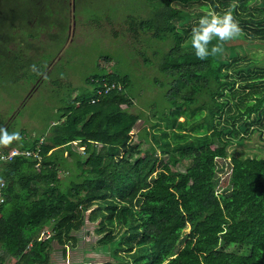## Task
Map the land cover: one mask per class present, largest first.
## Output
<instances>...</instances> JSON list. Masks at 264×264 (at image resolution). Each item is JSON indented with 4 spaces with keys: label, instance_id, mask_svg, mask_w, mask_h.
Masks as SVG:
<instances>
[{
    "label": "trees",
    "instance_id": "1",
    "mask_svg": "<svg viewBox=\"0 0 264 264\" xmlns=\"http://www.w3.org/2000/svg\"><path fill=\"white\" fill-rule=\"evenodd\" d=\"M31 4L0 0L3 58L9 53V28L23 6ZM148 4L152 17L129 18L127 29L133 40L140 30L150 33L154 26L163 32L154 34L155 39L168 38L160 70L168 78L164 92L169 112L159 110L151 129L136 136L146 143L142 148L132 138L141 115L131 111V83L126 75L106 72L86 80L46 133L0 145V150L35 149L43 139L39 168L22 155L0 164V181L5 183L0 263L50 264L53 241L74 244L73 231L100 215L98 228L104 235L99 242L117 258L105 264H264V158L230 157L222 188L217 165L227 158L229 137L239 135L236 120L264 110V87L262 94L251 89L257 96L243 111L225 118L230 111L227 91L237 82L230 71V57L238 62L234 48L224 45L227 56L199 60L193 49L183 47L209 8L230 10L241 35L264 42V0ZM233 69L246 73L247 87L264 86V64L254 60ZM103 80L121 87L96 95ZM3 126L1 122L5 130ZM241 128L246 130L245 124ZM179 164L183 170H175ZM47 229L50 234L41 238Z\"/></svg>",
    "mask_w": 264,
    "mask_h": 264
},
{
    "label": "rangeland",
    "instance_id": "2",
    "mask_svg": "<svg viewBox=\"0 0 264 264\" xmlns=\"http://www.w3.org/2000/svg\"><path fill=\"white\" fill-rule=\"evenodd\" d=\"M150 1L40 0L35 4L33 0L31 6H23L19 19L9 28L8 56L3 58L0 54V123H4L9 135L14 132L20 135V139L9 145L18 144L22 137L32 139L46 133L58 119L59 110L67 102H73L89 77L114 72L126 75L131 83L130 90L134 93L131 111L141 115L132 138L142 148L146 147L136 136L143 129H151V124L158 120L159 110L169 112L164 92L168 78L160 70L161 55L169 41L167 37H153L163 33L155 26L148 29L150 33L140 30L133 40L126 21L132 17L150 19ZM212 43L217 41L214 39ZM228 45L234 48L238 65L254 60L264 64V42L240 35L225 44ZM183 47L192 49L190 35ZM227 47L222 52L224 57L228 54ZM230 59L231 65H237ZM234 66L230 71L237 82L232 91H227L230 111L225 118L243 111L244 104L257 96L251 89L262 94L264 87L263 84L260 90L256 86L247 87L246 73L242 70L235 73ZM263 120L264 110L260 116L253 114L249 119L242 116L236 120L234 126L239 135L229 137L227 158L217 161L222 171L220 188L221 181L228 179L230 157L264 158ZM241 124H245L246 130H242ZM183 169L184 164L175 167V170ZM64 175L59 172V176ZM212 199L217 201V196ZM101 218L98 215L95 221L87 220L79 231H73L77 239L74 244L61 246L53 241L50 264L116 263L109 246L99 242L104 235L98 228Z\"/></svg>",
    "mask_w": 264,
    "mask_h": 264
},
{
    "label": "clouds",
    "instance_id": "3",
    "mask_svg": "<svg viewBox=\"0 0 264 264\" xmlns=\"http://www.w3.org/2000/svg\"><path fill=\"white\" fill-rule=\"evenodd\" d=\"M241 33L242 29L230 10L216 12L209 8L192 28L190 43L195 56L199 60H206L210 56L222 54L224 45L238 38ZM214 39L217 41L215 44L212 43ZM0 133V145L3 146L9 145L14 139H20L19 132L9 135L6 130L0 129Z\"/></svg>",
    "mask_w": 264,
    "mask_h": 264
},
{
    "label": "built area",
    "instance_id": "4",
    "mask_svg": "<svg viewBox=\"0 0 264 264\" xmlns=\"http://www.w3.org/2000/svg\"><path fill=\"white\" fill-rule=\"evenodd\" d=\"M98 82V81H96ZM100 88H97L96 95H100L102 93H106L107 91L118 88L120 89V85H117L115 82L108 83L105 80L102 81V84H100ZM92 102L94 101L91 100ZM42 138L39 139V142L35 149H19V148H8L5 150H0V164L11 161L15 156H25L29 158H33L35 160V167L39 168L41 164L42 155L40 153V144L42 143ZM5 183L3 180L0 181V205L4 202V195H3V189H4ZM50 234V231L47 229L44 232L41 233V238H44ZM2 264V263H0Z\"/></svg>",
    "mask_w": 264,
    "mask_h": 264
},
{
    "label": "flooded vegetation",
    "instance_id": "5",
    "mask_svg": "<svg viewBox=\"0 0 264 264\" xmlns=\"http://www.w3.org/2000/svg\"><path fill=\"white\" fill-rule=\"evenodd\" d=\"M32 2H33V0H32ZM34 3L36 4V3H40V0H34Z\"/></svg>",
    "mask_w": 264,
    "mask_h": 264
},
{
    "label": "bare ground",
    "instance_id": "6",
    "mask_svg": "<svg viewBox=\"0 0 264 264\" xmlns=\"http://www.w3.org/2000/svg\"><path fill=\"white\" fill-rule=\"evenodd\" d=\"M81 148H83V147H81Z\"/></svg>",
    "mask_w": 264,
    "mask_h": 264
},
{
    "label": "crops",
    "instance_id": "7",
    "mask_svg": "<svg viewBox=\"0 0 264 264\" xmlns=\"http://www.w3.org/2000/svg\"><path fill=\"white\" fill-rule=\"evenodd\" d=\"M81 148V147H80Z\"/></svg>",
    "mask_w": 264,
    "mask_h": 264
}]
</instances>
